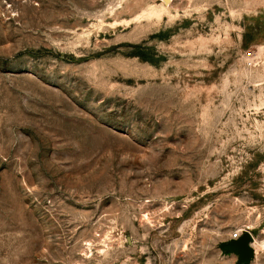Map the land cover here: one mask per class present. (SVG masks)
I'll return each mask as SVG.
<instances>
[{
    "label": "rangeland",
    "instance_id": "374dc122",
    "mask_svg": "<svg viewBox=\"0 0 264 264\" xmlns=\"http://www.w3.org/2000/svg\"><path fill=\"white\" fill-rule=\"evenodd\" d=\"M242 229L264 264V0H0V264H241Z\"/></svg>",
    "mask_w": 264,
    "mask_h": 264
},
{
    "label": "water",
    "instance_id": "95a60500",
    "mask_svg": "<svg viewBox=\"0 0 264 264\" xmlns=\"http://www.w3.org/2000/svg\"><path fill=\"white\" fill-rule=\"evenodd\" d=\"M254 236L248 229H244L238 238L224 244V249L227 252H234L238 255L241 264H251L255 249L253 246Z\"/></svg>",
    "mask_w": 264,
    "mask_h": 264
},
{
    "label": "built area",
    "instance_id": "2783aa9c",
    "mask_svg": "<svg viewBox=\"0 0 264 264\" xmlns=\"http://www.w3.org/2000/svg\"><path fill=\"white\" fill-rule=\"evenodd\" d=\"M242 232H243V229L233 232L231 235V238H238Z\"/></svg>",
    "mask_w": 264,
    "mask_h": 264
},
{
    "label": "bare ground",
    "instance_id": "6f19581e",
    "mask_svg": "<svg viewBox=\"0 0 264 264\" xmlns=\"http://www.w3.org/2000/svg\"><path fill=\"white\" fill-rule=\"evenodd\" d=\"M250 227V226H249ZM244 230V229H243ZM254 240H255V238H254ZM253 244H254V241H253Z\"/></svg>",
    "mask_w": 264,
    "mask_h": 264
}]
</instances>
